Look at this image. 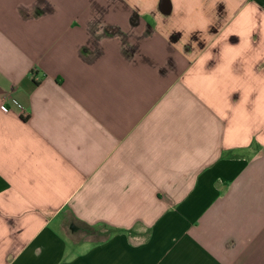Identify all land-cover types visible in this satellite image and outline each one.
<instances>
[{
	"label": "crops",
	"instance_id": "obj_1",
	"mask_svg": "<svg viewBox=\"0 0 264 264\" xmlns=\"http://www.w3.org/2000/svg\"><path fill=\"white\" fill-rule=\"evenodd\" d=\"M0 104V264H264V0H0Z\"/></svg>",
	"mask_w": 264,
	"mask_h": 264
},
{
	"label": "built area",
	"instance_id": "obj_2",
	"mask_svg": "<svg viewBox=\"0 0 264 264\" xmlns=\"http://www.w3.org/2000/svg\"><path fill=\"white\" fill-rule=\"evenodd\" d=\"M12 102L14 103V105H15V107H16L17 109H19V110L22 109L21 104L15 102V101H13V100H12ZM5 110H6V107H5L4 105L0 104V111H5Z\"/></svg>",
	"mask_w": 264,
	"mask_h": 264
}]
</instances>
